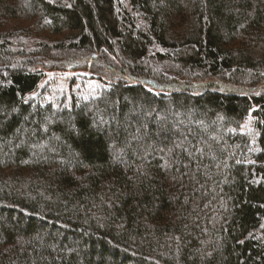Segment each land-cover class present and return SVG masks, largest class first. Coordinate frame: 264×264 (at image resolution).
I'll return each mask as SVG.
<instances>
[{"label": "trees", "instance_id": "1", "mask_svg": "<svg viewBox=\"0 0 264 264\" xmlns=\"http://www.w3.org/2000/svg\"><path fill=\"white\" fill-rule=\"evenodd\" d=\"M0 264H264V0H0Z\"/></svg>", "mask_w": 264, "mask_h": 264}, {"label": "rangeland", "instance_id": "2", "mask_svg": "<svg viewBox=\"0 0 264 264\" xmlns=\"http://www.w3.org/2000/svg\"><path fill=\"white\" fill-rule=\"evenodd\" d=\"M47 78H48V82L46 84L44 82L40 88L46 86L47 92L54 95L55 98H60V99L63 97H67L70 93H73L75 91L80 90V88H81L80 83L86 84V86L82 89L83 92L90 91L94 87L93 82L90 81L89 74H85V73L79 74L78 76H75L74 74H66V75L49 74V75H47ZM73 78H78V84L71 91L70 84H71V81L73 80ZM81 78H83V79H81ZM247 124H246V126H247Z\"/></svg>", "mask_w": 264, "mask_h": 264}]
</instances>
